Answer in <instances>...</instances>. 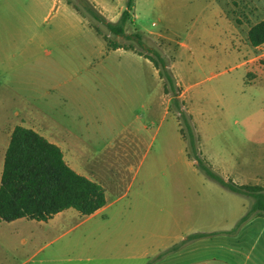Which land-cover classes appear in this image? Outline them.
Listing matches in <instances>:
<instances>
[{"label": "rangeland", "instance_id": "1", "mask_svg": "<svg viewBox=\"0 0 264 264\" xmlns=\"http://www.w3.org/2000/svg\"><path fill=\"white\" fill-rule=\"evenodd\" d=\"M90 2L116 23L127 5ZM263 20L264 0H136L128 40L68 0H0V168L16 127L45 138L55 119L79 146L61 149L67 162L108 199L96 216L0 222V264H264V214L237 229L255 201L188 157L172 97L134 37L167 59L207 163L264 187V45L249 42ZM132 136L142 141L124 145Z\"/></svg>", "mask_w": 264, "mask_h": 264}, {"label": "trees", "instance_id": "2", "mask_svg": "<svg viewBox=\"0 0 264 264\" xmlns=\"http://www.w3.org/2000/svg\"><path fill=\"white\" fill-rule=\"evenodd\" d=\"M68 3L85 16L103 23L116 37L132 40L133 37L126 32V26L133 20L136 0H127L126 10L117 23L108 21L90 0H68ZM134 37L146 51L141 55L160 72L166 95L172 97V106L182 120L180 132L188 143V157L196 163L195 166L200 171L222 187L255 201L248 214L240 220L237 229L249 220L251 214H264V187L242 186L224 179L202 157L200 140L192 123L193 117L184 109L185 103L181 101L182 88L167 59L158 51L146 48L141 34L137 33ZM249 42L255 48L264 45V20L250 30ZM108 46L115 50L121 49L115 43ZM107 202L103 186L74 171L66 163L59 146L52 144L33 129L22 126L15 128L10 146L6 150L1 176L0 222L9 224L22 219L48 222L56 215L71 209L85 217H91L103 209ZM203 237L204 234H196L189 241Z\"/></svg>", "mask_w": 264, "mask_h": 264}, {"label": "crops", "instance_id": "3", "mask_svg": "<svg viewBox=\"0 0 264 264\" xmlns=\"http://www.w3.org/2000/svg\"><path fill=\"white\" fill-rule=\"evenodd\" d=\"M112 22H114V21H112ZM107 49L109 50V51H121L122 50V48L121 49H118V50H115V49H112V48H110L109 49V47H107ZM56 111H55V114H54V116H51L50 117V119H53V117L55 118L56 117ZM49 123V122H48ZM58 125L59 124H57V120H53V122H51V123H49V126L47 125V131H48V135L45 137L49 142H51L52 144H55V145H57V146H59L60 147V149H65V148H69V149H73L74 147H79V146H71V145H69V143H68V141H69V137L68 136H62L61 135V133L60 132H58V131H56V129H57V127H58ZM22 127H24V126H22ZM25 128H27V127H25ZM34 130V129H33ZM179 134H180V137H181V139L183 140V136H182V134H181V132H179ZM126 140V141H125ZM125 141V142H124ZM124 141H123V144L125 145V144H129V143H131V144H133V145H135L136 143H138V142H140V141H142V138L140 137H135V136H132L131 138L130 137H127L126 139H124ZM184 141V140H183ZM123 145V146H124ZM130 145V144H129ZM62 151V150H61ZM77 151H78V153H79V156H81V150H79V149H77ZM64 152V153H63ZM62 153H63V155H64V159H65V161H66V163L74 170V171H76L78 174H80L81 176H84V177H88V178H86V179H88V180H90V181H92L93 180V175H91L90 176V171H89V173H86V171L84 170V166H82V167H78V168H76L75 166H73V162H70V164L67 162V160H66V153H65V151L63 150L62 151ZM4 160H5V158H4ZM80 162H81V164H84V163H82V160H81V157L79 158V161H78V163L80 164ZM3 170H4V163H2V165H1V168H0V181H1V176H2V173H3ZM88 170V169H87ZM98 172V171H97ZM94 173H95V171H94ZM94 179H95V177H94ZM93 182H95V181H93ZM95 183H98V184H100L101 186H103L101 183H102V181L100 180V179H98V178H96V182ZM242 186H250V185H242ZM262 187V186H261ZM104 188V187H103ZM107 195V194H106ZM107 201H108V199H107ZM107 206H108V203L106 204V206L103 208V209H101L100 211H98L95 215H93V216H96V215H98L99 213H101L102 211H104L106 208H107ZM72 210V209H71ZM68 211H70V210H67V211H65V212H63V213H61L60 215L58 214V215H56L55 217H57V216H63L64 214H67V212ZM55 217L53 218V219H51V220H49V221H52V220H55ZM22 220H28V219H22ZM18 221H21V220H18ZM18 221H16V222H18ZM48 221V222H49ZM13 223H15V222H13ZM9 224H12V223H9Z\"/></svg>", "mask_w": 264, "mask_h": 264}]
</instances>
